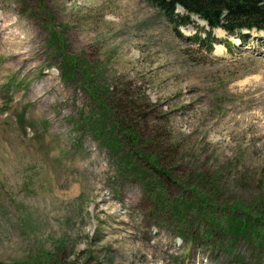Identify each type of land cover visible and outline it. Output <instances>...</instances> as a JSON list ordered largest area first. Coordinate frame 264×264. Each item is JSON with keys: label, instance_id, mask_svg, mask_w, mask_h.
Listing matches in <instances>:
<instances>
[{"label": "rangeland", "instance_id": "obj_1", "mask_svg": "<svg viewBox=\"0 0 264 264\" xmlns=\"http://www.w3.org/2000/svg\"><path fill=\"white\" fill-rule=\"evenodd\" d=\"M192 19L151 0H0V264H264L243 238L182 242L86 123L101 93L178 180L264 201V34L215 28L209 50Z\"/></svg>", "mask_w": 264, "mask_h": 264}, {"label": "trees", "instance_id": "obj_2", "mask_svg": "<svg viewBox=\"0 0 264 264\" xmlns=\"http://www.w3.org/2000/svg\"><path fill=\"white\" fill-rule=\"evenodd\" d=\"M151 1L168 19L180 16L179 25L193 22L192 16L205 21L209 30L201 26L199 32L203 36L194 35L190 39L200 46L207 45L209 50L215 28L230 34L237 32L240 38L245 35L242 30L264 32V0ZM178 7L183 9L182 15L175 12ZM261 44L264 45V41ZM95 99L99 105L95 104L96 118L86 121L90 123L89 131L92 129L99 137L121 174L133 175L140 181L142 199L151 201L152 210L172 225L173 232L182 242L191 246L203 244L214 252L220 245L229 250L236 244V239L243 238L253 249L264 248V201L252 198L228 205L221 201L212 184L203 182L209 180L207 173L205 176L200 174L194 182L191 178L189 182L178 180L168 167L171 160L164 158L166 162H162L160 151L148 153L137 146L141 127L122 119L124 106L109 102L101 93ZM173 186L178 188V194H174ZM226 238L230 241H225ZM241 259L237 257L236 264H243Z\"/></svg>", "mask_w": 264, "mask_h": 264}, {"label": "bare ground", "instance_id": "obj_3", "mask_svg": "<svg viewBox=\"0 0 264 264\" xmlns=\"http://www.w3.org/2000/svg\"><path fill=\"white\" fill-rule=\"evenodd\" d=\"M180 9H182L181 7H180ZM204 23V22H203Z\"/></svg>", "mask_w": 264, "mask_h": 264}]
</instances>
